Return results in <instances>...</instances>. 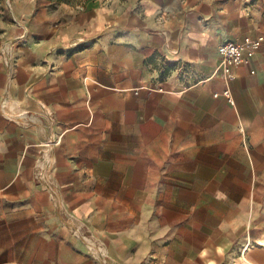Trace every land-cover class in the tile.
Masks as SVG:
<instances>
[{
	"label": "crops",
	"instance_id": "crops-1",
	"mask_svg": "<svg viewBox=\"0 0 264 264\" xmlns=\"http://www.w3.org/2000/svg\"><path fill=\"white\" fill-rule=\"evenodd\" d=\"M9 2L0 264H264V0Z\"/></svg>",
	"mask_w": 264,
	"mask_h": 264
},
{
	"label": "built area",
	"instance_id": "built-area-1",
	"mask_svg": "<svg viewBox=\"0 0 264 264\" xmlns=\"http://www.w3.org/2000/svg\"><path fill=\"white\" fill-rule=\"evenodd\" d=\"M264 43V35L258 37L246 36L241 42L226 41L218 47L219 66L222 68L224 78L229 80L234 77V70L246 60V54H251ZM220 94L215 93L218 97ZM222 95L226 96L231 104L235 100L229 88H225ZM249 243L242 249V257L248 249Z\"/></svg>",
	"mask_w": 264,
	"mask_h": 264
},
{
	"label": "rangeland",
	"instance_id": "rangeland-1",
	"mask_svg": "<svg viewBox=\"0 0 264 264\" xmlns=\"http://www.w3.org/2000/svg\"><path fill=\"white\" fill-rule=\"evenodd\" d=\"M7 1V5H10V2H9V0H6Z\"/></svg>",
	"mask_w": 264,
	"mask_h": 264
}]
</instances>
